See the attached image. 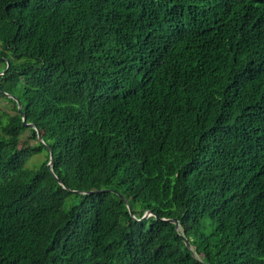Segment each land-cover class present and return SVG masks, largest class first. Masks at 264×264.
<instances>
[{"label":"trees","instance_id":"16d2710c","mask_svg":"<svg viewBox=\"0 0 264 264\" xmlns=\"http://www.w3.org/2000/svg\"><path fill=\"white\" fill-rule=\"evenodd\" d=\"M0 64V264H264V0H0Z\"/></svg>","mask_w":264,"mask_h":264},{"label":"water","instance_id":"95a60500","mask_svg":"<svg viewBox=\"0 0 264 264\" xmlns=\"http://www.w3.org/2000/svg\"><path fill=\"white\" fill-rule=\"evenodd\" d=\"M9 66H10V63H9V60H8V66H7V69L9 68ZM7 69H6V70H7ZM6 70H5V71H6ZM5 71H4V72H5ZM4 72H1V73H4ZM0 90H1V89H0ZM5 94H7L8 96L14 98V99L17 101V103H18V108H19V110L22 112V111H23V110H22V103L20 102V100L18 99V97H17V96H13V95H11V94H9V93H7V92H5ZM23 125H25V126H30V127H32V128H35V129L37 130V133H38V139H39L41 142H43V143L45 144V142H44V140H43V136H42L41 130L39 129V127H38L35 123L28 122V121H27V117H26V115L23 116ZM45 145H46V146L49 148V150H50V162L48 163V166H49L50 168H52V167H53V163H54V161H55L54 151H53V149H52L49 145H47V144H45ZM52 170H53V169H52ZM57 178H58V177H57ZM58 180H59L60 184L64 185L63 181H62L60 178H58ZM106 190H107V189H106ZM99 191H102V190H91V191H88V192H85V191H79V192L82 193V194H91V193H95V192H99ZM118 193L121 195V197H122V198L125 200V202L127 203V206H128V208H129L131 214H132L135 218H137V217L133 214V211H132L131 205H130L128 199L126 198V196L123 195V194L120 193V192H118ZM153 215L156 216V217L158 218V216H157L156 214H154L151 210H147L146 213L143 215L142 218H137V219H138V220H142V219H144V218H148V217L153 216ZM162 219H163V220H167V221L172 222V223H175L176 228H177V230L180 232L179 234L184 238L186 245L188 246V248H190V250L193 252V254L196 255V253H195V251H194V249H193V247H192V245H191L189 239L185 236V232H184V230H182V233H181L182 224L179 222V220H178L177 218H162ZM196 256H197V255H196ZM204 263H205V264H209V263H206V262H204Z\"/></svg>","mask_w":264,"mask_h":264},{"label":"rangeland","instance_id":"374dc122","mask_svg":"<svg viewBox=\"0 0 264 264\" xmlns=\"http://www.w3.org/2000/svg\"><path fill=\"white\" fill-rule=\"evenodd\" d=\"M1 67V64H0ZM8 99L5 98V96H1L0 95V113L1 111H5L9 114H13L15 113V109H14V105L12 102H7ZM21 147H26L28 144H34L36 142V138L31 137V134L26 130L23 132L22 136H21ZM45 155H47V151L45 149L41 150V151H22L21 152V156L24 157H28L27 159V167L30 168H36L38 167L42 162L43 159L45 158ZM35 163V165H34ZM182 230H184V228H181V232ZM199 256V255H198Z\"/></svg>","mask_w":264,"mask_h":264}]
</instances>
